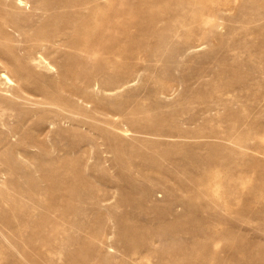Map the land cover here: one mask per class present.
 <instances>
[{
	"label": "rangeland",
	"instance_id": "obj_1",
	"mask_svg": "<svg viewBox=\"0 0 264 264\" xmlns=\"http://www.w3.org/2000/svg\"><path fill=\"white\" fill-rule=\"evenodd\" d=\"M22 1L0 264H264V0Z\"/></svg>",
	"mask_w": 264,
	"mask_h": 264
},
{
	"label": "bare ground",
	"instance_id": "obj_2",
	"mask_svg": "<svg viewBox=\"0 0 264 264\" xmlns=\"http://www.w3.org/2000/svg\"><path fill=\"white\" fill-rule=\"evenodd\" d=\"M19 1V3L20 4H22L24 1H22V0H18ZM5 2H6V0H0V16H2V14H3V6H4V4H5ZM14 16V15H13ZM6 77V78H5ZM4 78L6 79V80H8V81H10V79L7 77V76H5ZM11 82V81H10Z\"/></svg>",
	"mask_w": 264,
	"mask_h": 264
}]
</instances>
